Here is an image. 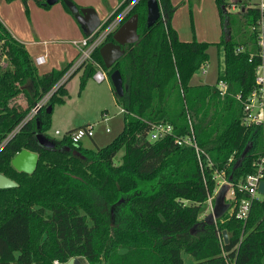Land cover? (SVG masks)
I'll list each match as a JSON object with an SVG mask.
<instances>
[{"label": "trees", "instance_id": "16d2710c", "mask_svg": "<svg viewBox=\"0 0 264 264\" xmlns=\"http://www.w3.org/2000/svg\"><path fill=\"white\" fill-rule=\"evenodd\" d=\"M132 1L123 0L101 27ZM146 1L137 0L120 23L136 15L138 39L121 48L123 55L109 69L99 48L91 53L107 79L117 70L122 82L121 97L111 87L123 111L121 130L96 150L64 136L47 137L52 107L66 97L63 85L26 119L71 62L39 75L24 46L0 23V174L16 184L0 190V264H62L75 257L87 264H186L184 255L187 264H264V196L251 200L244 220L235 212L247 196L237 190L213 224L200 219L217 186L215 176L232 185L242 182L264 153V126L245 123L243 110L258 87L256 68H264V30L261 48L250 30L260 19L258 9L248 6L238 15L225 0H214L221 33L213 45L221 64L214 85H190L207 63L210 44L178 40L169 0H156L160 16L147 28ZM57 2L75 19L63 0ZM94 71L91 63L84 65L79 90ZM219 82L226 85L222 95ZM159 123L170 125L171 134L148 140ZM37 134L54 147L40 146ZM191 135L199 161L192 148L175 144ZM20 150L37 155L31 174L10 166Z\"/></svg>", "mask_w": 264, "mask_h": 264}, {"label": "rangeland", "instance_id": "374dc122", "mask_svg": "<svg viewBox=\"0 0 264 264\" xmlns=\"http://www.w3.org/2000/svg\"><path fill=\"white\" fill-rule=\"evenodd\" d=\"M75 6H90L100 17L106 9L111 6L112 0H70ZM232 3L235 14L240 15L241 8L254 7L258 0H225ZM171 6L176 8L171 25L176 32L177 38L190 40L194 38L205 39L209 42L207 47L208 60L203 68L196 71L190 79V85L215 84L216 78V47L213 45L218 40V26L216 11L213 0H199L197 4L187 6L183 0H169ZM0 21L4 23L9 32L17 40L28 48L29 57L45 55L57 67L65 65L67 61L75 57L76 48L72 41L79 40L82 36L76 28L74 18L69 15L57 2L56 4L42 8L37 6L33 0H27L22 4L20 0H0ZM220 30V29H219ZM221 33V31H219ZM74 58L72 59V61ZM71 61V62H72ZM36 69L40 72L42 68ZM204 70L205 75H201ZM81 69L73 73L63 84L66 97L62 105L54 104L50 116V127L46 132L49 139H60L65 132H72L86 124L93 125L94 132L91 139H83L81 146L86 149L96 150L109 143L121 130L122 113L116 105L111 84L107 77L105 81L96 84L92 78H88L82 89H78ZM106 75V74H105ZM106 114L103 120L101 114ZM109 132L105 133L104 130ZM58 134L55 135L54 131ZM120 154V153H119ZM116 156V159L120 155ZM222 181L221 176H215L216 184ZM216 189V187H215ZM214 197V195H212ZM213 199V198H212ZM213 207L205 203L200 219L207 216ZM187 264L190 259L183 256Z\"/></svg>", "mask_w": 264, "mask_h": 264}, {"label": "built area", "instance_id": "2783aa9c", "mask_svg": "<svg viewBox=\"0 0 264 264\" xmlns=\"http://www.w3.org/2000/svg\"><path fill=\"white\" fill-rule=\"evenodd\" d=\"M137 0H133L129 5H127L119 14H117L111 21L101 27L102 23L99 24L97 29L90 35L83 36L77 41H72V45L76 48V56L74 60L70 63L69 67L62 75V77L57 81L53 89L45 94L39 101H37L33 107L30 109L29 114L26 119L35 115L42 107L45 106L49 96L51 93L56 90L60 85H63L64 82L78 69L84 67L86 63H91L95 67V71L92 75V80L96 84H100L105 81L107 75H105V71L95 62L91 60V53L100 48L105 39L114 33V31L119 27L122 20L125 18L127 13L129 12L131 6ZM256 8L260 14V19L257 24L250 28V30L256 33V44L259 48L263 46L262 42V34L264 30V0H258L256 4ZM238 51V50H237ZM33 65L40 66L43 64V56L38 55L32 59ZM255 84L258 86L255 90H253L243 104V110L245 112V123H263L264 122V68L260 65L256 68V76H255ZM216 89L220 95L224 94L226 85L222 82L217 83ZM120 112L123 111L120 109ZM101 117L103 120L106 118V114L102 113ZM171 126L168 124H155L151 126L147 136L148 140L155 141L165 136L171 134ZM94 128L93 125L86 124L77 128L76 130L66 133L63 136L67 137L71 143L77 144L81 143L83 139H91L93 136ZM105 133H108L109 130L105 129ZM55 135L58 134L57 131L54 132ZM176 145H184L190 147L195 152V156L199 161V155L201 151L197 148L195 142L192 139V135L188 137H181L175 139ZM208 165L210 166L209 161L207 160ZM255 172L251 175L245 177L244 181L238 182L235 185L229 184L225 182L223 179L217 186L223 185L226 188V196L227 199H231L234 196V190L237 192L245 194L247 197L242 199L237 207L235 212V218L239 220H244L247 216L249 205L251 200L257 199L260 195L257 194V185L261 180H264V153L256 162ZM220 176V175H218ZM213 196L209 197L206 201L207 204H210Z\"/></svg>", "mask_w": 264, "mask_h": 264}, {"label": "water", "instance_id": "95a60500", "mask_svg": "<svg viewBox=\"0 0 264 264\" xmlns=\"http://www.w3.org/2000/svg\"><path fill=\"white\" fill-rule=\"evenodd\" d=\"M57 3V0H44V5L52 6ZM64 6L68 11L75 15L76 21L83 28L86 35L92 34L99 26V20L91 8H82L77 10L75 5L69 0H63ZM145 26L148 28L154 24L159 18L160 11L156 0H147L145 2ZM137 16L132 15L125 20L112 34V42H106L98 49V54L103 63L105 69H109L115 61H117L122 55L121 49L125 45L133 44L137 41ZM114 94L118 97L122 96V82L119 72L114 70L108 77ZM51 107L47 106L45 113H50ZM37 143L44 148H53V143L47 138L37 134L35 136ZM37 155L27 150H20L10 160V166L17 172L31 174L36 166ZM16 184L10 179L0 174V190L15 188ZM226 188L222 187L213 197V207L211 212L203 218L207 224H213L226 210L227 205L224 204V195ZM257 194L264 196V180H261L257 185ZM222 242L227 243V236L225 231L221 232ZM62 264H87L82 257H75L68 259Z\"/></svg>", "mask_w": 264, "mask_h": 264}, {"label": "crops", "instance_id": "0c3cea01", "mask_svg": "<svg viewBox=\"0 0 264 264\" xmlns=\"http://www.w3.org/2000/svg\"><path fill=\"white\" fill-rule=\"evenodd\" d=\"M5 1V0H4ZM122 1L123 0H112V3H111V6L110 7H108L107 9H106V12L103 14V16L104 17H100V18H102V19H99V17H98V15L96 14V16H97V18H98V20H99V24L100 23H102V22H104L109 16H110V14L122 3ZM199 0H183V4H186L187 6H191V5H195V4H197V2H198ZM213 3H214V0H213ZM228 4H230V12L231 11H234V8H235V6L232 4V3H228ZM214 6H215V4H214ZM82 8H90V6H88V5H84V7H81V9ZM92 9V8H91ZM244 7L243 8H241L240 9V11H239V13H242L243 11H244ZM175 10H176V8H174V11H173V14H174V12H175ZM215 11H216V18H217V26H218V40L216 41V42H211V43H217L218 41H219V37H220V33H219V29H220V27H219V19H218V15H217V10H216V7H215ZM234 13V12H233ZM173 14H172V16H173ZM172 16H171V19H172ZM75 20V19H74ZM0 23L6 28V30L9 32V30L7 29V27L4 25V23L3 22H1L0 21ZM77 24V23H76ZM170 26H171V28L173 29V27H172V25H171V22H170ZM76 28L78 29V32L80 33V35L83 37L84 35H82V30L79 28V26L77 25L76 26ZM174 30V29H173ZM10 33V32H9ZM176 33V32H175ZM10 35L16 40V41H18L17 40V38H15L11 33H10ZM193 39L195 40V41H197V42H205L206 40L205 39H198V38H194L193 37ZM178 40L179 41H182V42H189V41H191L192 39H190L189 41L188 40H182V39H180V38H178ZM19 42V41H18ZM20 43V42H19ZM205 43H209V42H205ZM22 44V43H21ZM23 45V44H22ZM24 46V45H23ZM25 50H26V52L28 51V48H25ZM36 56H38V55H36ZM43 56V64L42 65H40V66H36L37 68H42V69H40V70H42V71H38L37 69H36V71H37V73L40 75V74H44V73H47V72H49V71H51V70H58L60 67H57V65L58 64H62V61L60 60L59 61V63H55V65L50 61V60H48V57L47 56H45L44 54L42 55ZM75 56H76V53H75ZM35 57V56H34ZM33 57V58H34ZM32 57H30V59L32 60L33 59ZM73 58H75L74 56H73ZM72 58V59H73ZM72 59H70L69 61H67L66 63H64V64H68V63H70L71 61H72ZM220 60H221V57H220V53H219V51L216 49V72H217V70L219 69V66H220ZM35 67V68H36ZM205 71L204 70H202L201 71V75H205ZM216 76V75H215ZM190 82V81H189ZM190 84V83H189ZM199 84H203V83H199ZM199 84H194V85H199ZM206 85H210V84H206ZM263 124V126H264V122L262 123ZM56 131V130H55ZM54 131V132H55ZM66 133H69V132H65L64 134H66ZM263 139H264V127H263ZM222 187H225V186H223V185H219V186H216V189H214V191H213V195L215 196V194L222 188ZM260 197V196H259ZM262 197V196H261ZM227 199V196H226V193H225V195H224V201ZM223 201V202H224Z\"/></svg>", "mask_w": 264, "mask_h": 264}]
</instances>
